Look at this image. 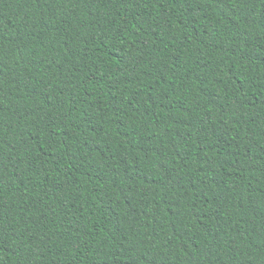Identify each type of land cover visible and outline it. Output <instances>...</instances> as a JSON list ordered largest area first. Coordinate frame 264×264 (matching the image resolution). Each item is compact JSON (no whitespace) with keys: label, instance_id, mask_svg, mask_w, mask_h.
Segmentation results:
<instances>
[{"label":"trees","instance_id":"16d2710c","mask_svg":"<svg viewBox=\"0 0 264 264\" xmlns=\"http://www.w3.org/2000/svg\"><path fill=\"white\" fill-rule=\"evenodd\" d=\"M0 264H264V0H0Z\"/></svg>","mask_w":264,"mask_h":264}]
</instances>
